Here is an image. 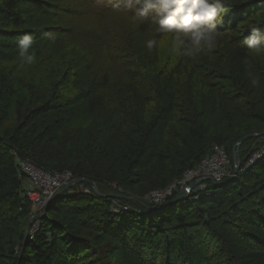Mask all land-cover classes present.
<instances>
[{
  "label": "trees",
  "instance_id": "16d2710c",
  "mask_svg": "<svg viewBox=\"0 0 264 264\" xmlns=\"http://www.w3.org/2000/svg\"><path fill=\"white\" fill-rule=\"evenodd\" d=\"M33 1L0 0V14L11 2L34 7ZM225 2L227 11L216 20L221 33L215 48L218 65L203 63V78L182 61L173 68L157 66L158 43L155 67L138 80H126L127 101L119 97L112 115L101 91L100 82L105 86L107 79L92 72L78 52L65 62L67 85L78 95L61 109L53 102L36 103L32 92L14 90L21 100L12 103L16 108L11 120L0 112V219L8 213L14 232L9 240L0 241V264H264V156L220 186L210 181L206 189L210 196L163 210L162 206L124 210L127 197H109L98 189L89 194L69 189L46 208L31 237L23 230L32 203L25 195L18 159L50 173L71 171L76 180L117 182L123 193L138 190L144 197L182 180L215 147L226 150L232 162L239 154L238 141L257 129L264 131V56L250 57L261 76L257 88L250 86L243 64L249 32L258 27L264 33V0ZM87 3L103 15L132 16L126 0ZM43 21L52 22L47 28L58 29L54 42L59 41L58 34L64 31L60 21L50 12ZM7 23L0 20V32ZM52 42L46 39L43 45ZM186 72L193 101L184 111L177 79ZM7 78L0 73V101L8 93L14 95ZM78 105L82 113L76 111ZM95 115L106 119L104 132L110 139L101 140L90 126L88 119ZM252 141L242 142L240 150ZM98 151L103 152L96 155ZM251 155L242 150V166ZM116 202L124 205L115 208Z\"/></svg>",
  "mask_w": 264,
  "mask_h": 264
},
{
  "label": "rangeland",
  "instance_id": "374dc122",
  "mask_svg": "<svg viewBox=\"0 0 264 264\" xmlns=\"http://www.w3.org/2000/svg\"><path fill=\"white\" fill-rule=\"evenodd\" d=\"M34 1L37 2L38 6L35 5L31 7L26 3L23 6H17L14 5V2H11L8 4L6 10H4L5 12L0 14V20L8 22L2 26L1 29L4 30L0 32V73L7 75V86L11 89V92L14 93L13 97H9L11 93H8L7 95L9 96L6 97L4 95V99L0 101V112L4 111L6 119L11 120V111L16 108V105L12 103H18V101L21 100L18 94L15 93V89L17 92H32V97L34 99L37 98V100H34L36 103L40 102L41 104H46V102H53L58 105L60 109L62 105L75 99L78 92H75L73 86L67 85L69 74L67 73L68 70L65 68V62L73 54H77L78 52L81 54V57L83 56V59L85 58V63L87 66H90L92 72L97 70L101 80L104 77L107 79L108 85L105 84V86H103V82H100L101 91L105 94V98L108 102L107 109L111 113L109 115H112L113 109L115 110V104L119 101V97L122 96L123 99L121 100L127 101L124 88L126 80H128V78L133 81L138 80L140 77L147 75L145 71H150L155 67V50L152 49L149 51L145 46V41L153 37V31L149 29L147 24L133 21L132 16L128 15V13L118 15H103L102 13H98L96 10L94 11V7L91 8L89 3H87L88 0ZM43 2H45L44 5ZM226 6L227 4H225V7ZM49 12L52 14V17L55 16L56 20L60 21L63 28H60L61 26L59 28L64 29L63 32L58 34L61 39L43 45L46 39L42 37L37 39L35 37L32 50L35 51L37 59L32 65L25 64L22 66L17 48V39L26 33L33 36L42 32L52 33L51 30H55V28H47V26H52V22L43 21L45 18L47 19L49 17ZM7 13H10V15H7ZM37 18L40 22L36 21ZM17 20L20 21L19 24L15 23ZM57 30L58 29L53 33L55 37L57 36L55 35L57 34ZM157 50V66L173 68L182 61V65H186L189 70L191 67L196 68L199 73L198 77L201 78H203L204 75L203 69L201 68L203 63L211 62L212 64L218 65L217 51L215 49L208 55L201 54L196 58L178 55L173 51L171 36L167 34L159 41ZM204 56H208L209 58H204ZM126 61L128 64L125 66L124 62ZM74 72H72V74ZM187 73L188 72L177 79V89H179V94L183 98L181 105L184 111L190 108L193 101V97L188 96L190 81ZM13 84H15V88L12 86ZM68 84H70V80ZM56 100L62 101L59 102ZM76 111L82 113V108L78 105ZM88 121L90 122V126H94L97 132H99L101 140L104 139V141H106L110 139L109 135L104 132L106 119L103 118V116L95 115L88 119ZM91 121H94V123ZM11 125L12 124L9 123L8 127L10 128ZM81 126L79 129H81ZM51 128H53V125H51ZM13 130L16 132L18 127H14ZM51 137L54 139L55 136ZM245 137L247 138L244 140ZM249 139H253L254 141L247 143L244 145V149L240 150L242 142ZM236 146L240 155L238 154L237 157L234 156L233 161L230 163L231 173L229 177L242 174L244 169L247 170L249 167L258 164L260 159L255 161L252 160V158L258 152H263L262 156H264V131L257 129L254 132L252 131L246 134L236 143ZM106 148H112V144L106 145ZM242 150H247L252 154L248 158L247 163L243 166L239 162L242 160ZM86 151L89 150L86 148ZM102 152L103 151H98L96 155ZM214 152L210 156L214 155ZM105 153L110 155V151H105ZM232 170L234 171L233 173ZM51 174L54 176H68L64 178V180H66L64 183H67H63L60 190L67 188V190L74 189L76 193L83 192L89 194L91 190L98 189L106 195H111L109 197L114 195L124 199L128 198V202L124 207L126 209L124 210L133 207L137 209V211L142 212L143 210L141 208H143V206H147V208L162 206L163 208L175 201L181 193H185L186 195L183 201H194L202 199L206 195L210 196L206 190L210 181L205 183L202 182L194 187H192V184H186V186L182 184L180 187H175L176 184L181 183L184 179L177 180L167 187L172 191V193L170 192L171 196L168 195L166 197L163 195L164 192H160L163 198L160 200L154 197V193L158 191L147 193L143 197L139 195L138 190L134 193H123L124 191L118 187L117 182H113V184H108L107 182L99 184L98 181L87 178L76 180L71 171ZM89 181H91L92 184H90ZM215 185L217 186L218 183H215ZM172 186H174V188ZM57 195H59V193L55 194L51 202L56 199ZM49 205L51 204L48 203L47 207H49ZM121 205L123 206L124 204L116 202L115 208H121ZM44 211L42 210L40 212V210L37 211V208H32L31 217L26 219L23 226L26 237H31L36 227L38 229L40 228L39 221L42 219ZM9 220L10 217L8 213L4 214L0 219V237L5 236L3 239L1 238L2 240L0 241H6V238L9 240L14 233L12 232L13 229L11 228V221Z\"/></svg>",
  "mask_w": 264,
  "mask_h": 264
},
{
  "label": "clouds",
  "instance_id": "9594fccd",
  "mask_svg": "<svg viewBox=\"0 0 264 264\" xmlns=\"http://www.w3.org/2000/svg\"><path fill=\"white\" fill-rule=\"evenodd\" d=\"M132 11L133 21L147 24L153 37L145 41L151 51L158 46L161 35H170L172 48L183 57L196 58L208 55L221 40L217 29L218 15L227 11L225 0H126ZM43 39L55 40L53 33L45 32ZM35 37L24 34L17 39L21 65H32L36 61L33 44ZM248 54L243 58L244 70L250 86H261V76L255 71L250 57L264 56V33L253 28L245 38ZM32 50V51H30Z\"/></svg>",
  "mask_w": 264,
  "mask_h": 264
},
{
  "label": "built area",
  "instance_id": "2783aa9c",
  "mask_svg": "<svg viewBox=\"0 0 264 264\" xmlns=\"http://www.w3.org/2000/svg\"><path fill=\"white\" fill-rule=\"evenodd\" d=\"M262 154L263 152H258L254 155L252 160L258 161V159L262 158ZM230 163L231 161H229L226 150L221 147H216L214 155L204 159L198 167L186 173L184 178H182L184 180L181 183L176 184L175 187H180L182 184L185 186L186 184H192V187H194L197 184L208 181H213L218 183V185H222L230 176ZM17 164L24 175L23 187L27 199H29L32 203V208H37V211L40 210V212L42 210L44 211L55 194L62 190H60V187L64 181H66L64 178L68 176H54L50 172H45L40 167L36 166L32 161L30 162L27 159H18ZM172 187L174 188V186ZM160 192H164L163 195L166 197L172 193V191L168 188L155 192L154 197L160 200L163 199ZM35 230L36 229L33 231L35 232Z\"/></svg>",
  "mask_w": 264,
  "mask_h": 264
},
{
  "label": "water",
  "instance_id": "95a60500",
  "mask_svg": "<svg viewBox=\"0 0 264 264\" xmlns=\"http://www.w3.org/2000/svg\"><path fill=\"white\" fill-rule=\"evenodd\" d=\"M247 137H250V136H247ZM247 137H245L244 140H245ZM242 141H243V140H242ZM89 182H90V184H92L91 181H89ZM213 183L215 184V182H213ZM217 186H220V185H217ZM65 190H67V188H64L61 192H59V194L64 193ZM185 197H186L185 193H181V194H179L178 198H177L175 201H173L171 204L167 205L166 207H163L162 210L165 209V208H167V207H169V206H171V205L178 204L179 202L183 201V199H184ZM53 201H54V200H53ZM53 201H52V202H53ZM52 202H50V204H52ZM162 210H161V211H162ZM45 214H46V210L44 211V215H45Z\"/></svg>",
  "mask_w": 264,
  "mask_h": 264
}]
</instances>
